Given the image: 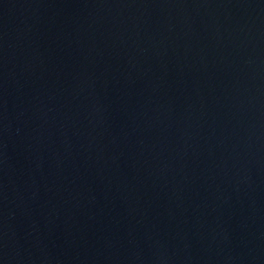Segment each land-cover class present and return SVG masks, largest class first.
<instances>
[{"label": "water", "instance_id": "95a60500", "mask_svg": "<svg viewBox=\"0 0 264 264\" xmlns=\"http://www.w3.org/2000/svg\"><path fill=\"white\" fill-rule=\"evenodd\" d=\"M0 264H264V0H0Z\"/></svg>", "mask_w": 264, "mask_h": 264}]
</instances>
